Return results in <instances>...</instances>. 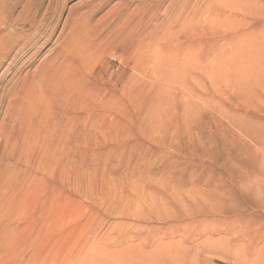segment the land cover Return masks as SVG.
Returning <instances> with one entry per match:
<instances>
[{"label":"rangeland","instance_id":"obj_1","mask_svg":"<svg viewBox=\"0 0 264 264\" xmlns=\"http://www.w3.org/2000/svg\"><path fill=\"white\" fill-rule=\"evenodd\" d=\"M101 2L0 0V264H264V0Z\"/></svg>","mask_w":264,"mask_h":264},{"label":"bare ground","instance_id":"obj_2","mask_svg":"<svg viewBox=\"0 0 264 264\" xmlns=\"http://www.w3.org/2000/svg\"><path fill=\"white\" fill-rule=\"evenodd\" d=\"M103 2H101V3H99V5L93 10V11H95L96 10V12L97 11H99V9L100 8H102V6L104 5L105 6V4L106 3H108L110 0H102ZM92 11V14L90 13L89 15H93L94 14V12ZM87 15V14H86ZM77 29L78 28H74L73 29V31H72V34L73 35H75L76 33H78V32H76L77 31ZM79 31H80V29H79ZM82 31H83V29H82ZM87 32H88V30H87ZM86 33V32H85ZM90 32H88V34H89ZM87 34V36H85L84 38H85V44H84V46H83V44H82V48H81V51H79V52H82V51H84L85 50V48L88 46V44H90L89 42H92V40H94V36L95 35H92L91 33L88 35ZM71 39H72V37H71ZM88 39V40H87ZM69 43V42H68ZM71 53H72V51H71ZM75 53H76V51H75ZM73 54H74V50H73ZM3 193V192H2Z\"/></svg>","mask_w":264,"mask_h":264}]
</instances>
